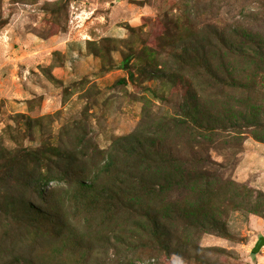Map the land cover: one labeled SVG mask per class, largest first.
<instances>
[{"label": "rangeland", "instance_id": "1", "mask_svg": "<svg viewBox=\"0 0 264 264\" xmlns=\"http://www.w3.org/2000/svg\"><path fill=\"white\" fill-rule=\"evenodd\" d=\"M139 142L171 156L121 209L127 177L98 169ZM5 160L0 213L20 214L0 264H264V0H0Z\"/></svg>", "mask_w": 264, "mask_h": 264}, {"label": "trees", "instance_id": "2", "mask_svg": "<svg viewBox=\"0 0 264 264\" xmlns=\"http://www.w3.org/2000/svg\"><path fill=\"white\" fill-rule=\"evenodd\" d=\"M235 48H238V47H235ZM186 56H187V51H185L182 54L174 55V58L177 62H180L179 60H182L183 57H186ZM259 68H262V67H259ZM124 69L128 70V72L130 74V78H132L133 75H132L131 71L129 70L128 58H127V61L124 62ZM165 69L166 68H164L163 70H165ZM195 69H196V67L194 65H192V68H190V70H192V71H194ZM258 70L262 71V69H258ZM203 74L206 75L205 72H203ZM209 76L213 80L221 78L216 73H211ZM195 77H198V76L195 75ZM207 78H208V76H207ZM122 82H123V79H122ZM252 110H253V108H251L250 114H253L252 117H254L258 113V111H252ZM241 112L242 111H240V112L236 111L235 115H237V116L239 115L240 117H242V115H243V117L246 120H248V121L252 120V119L249 120V117H247L248 115L245 117V115H244L245 113H243V112L241 113ZM190 120L194 123L196 122V119H194L191 116H190ZM190 120H187L185 118L172 117L171 121L168 123V125L170 127L169 129L173 132V134H175L177 136L183 135L184 133L189 132L188 130H189V121ZM139 137H140V134L137 133L136 131H133L130 133V135L125 140H128L127 143H129V140L134 141V140L138 139ZM145 143L139 142L137 144H131L129 147L126 146V148H124V149L119 148V151H117V153H115L114 155L113 154L110 155V153H108L106 155V160L103 163L102 167H100L98 169V173L99 172H105L107 175L111 176V178H112V176L113 177L114 176H122L123 178L127 177L125 181L119 182V189H117V190L124 191L123 194L125 195V199H124L123 204H119L121 209L124 207V203L129 204L130 200L132 201L134 199V197L136 198L138 196V194H136V193H134V196H133L132 191L134 189H129V187L131 185L130 178H132V177L135 178V174H136L139 166L141 164L147 163L149 166L155 167L154 163H157L158 161L162 160V157L167 159L168 157L171 156V155H167L165 153L159 152V155L156 157V159L154 161H152L150 157L155 156L156 150L155 151L149 150L150 144L149 143L145 144ZM126 144H124V145H126ZM141 146L142 147L144 146V147L137 151V148H139ZM134 147H135V149H134ZM121 148H123V147H121ZM12 164H13L12 160L11 161L10 160L0 161V188L3 187L2 181L6 182L8 179L7 177L11 174V171L13 169ZM19 167L24 171V168L26 167V165L23 163H19ZM154 170H156V169H154ZM35 172H39L38 167H36ZM176 174H177V172H174L173 175H171V176H174ZM177 178H179V182H178L179 184H184V185L187 184L179 176ZM51 180H59V179H58V177L54 178L51 176L40 177V178L36 177V179H33V181H29L27 186H30L32 188L31 189L32 192L39 198V196L42 193V190L44 189L43 185H46ZM144 189L145 188L142 186H140V190L138 189L140 191V194H142V197H145L150 192L149 190H144ZM49 192H50V189L49 188L46 189V193L48 194ZM119 195H121V194L120 193H114L113 194L114 197L112 196L113 197L112 201L114 202L118 198ZM119 202H121V201H119ZM6 208H9V210H7V213H8L7 218L3 217V215H5V214L0 213V239L2 236H6V238H9L11 236V238L12 237L14 238V236L11 235V232L18 225V221L15 220V218L13 216L18 215L20 213H18V211H15L14 207L12 205H10V203H8L6 205ZM26 209H28L30 211V214L32 215V213L38 212L40 208H37L34 205V202L32 201L26 206ZM26 209H22L23 213H24V210H26ZM2 240H3V238H2ZM0 257H2L1 253H0ZM84 261H85V259H81L77 262L84 263ZM130 263H131V261L128 260L126 264H130Z\"/></svg>", "mask_w": 264, "mask_h": 264}, {"label": "water", "instance_id": "3", "mask_svg": "<svg viewBox=\"0 0 264 264\" xmlns=\"http://www.w3.org/2000/svg\"><path fill=\"white\" fill-rule=\"evenodd\" d=\"M264 245V236H260L259 239L256 241L254 247L252 248V252H257L259 248Z\"/></svg>", "mask_w": 264, "mask_h": 264}]
</instances>
